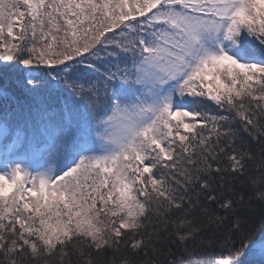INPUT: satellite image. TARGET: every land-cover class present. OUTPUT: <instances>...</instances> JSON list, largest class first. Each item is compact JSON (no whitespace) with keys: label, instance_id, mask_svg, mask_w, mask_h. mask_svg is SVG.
<instances>
[{"label":"snow or ice","instance_id":"6c2138e0","mask_svg":"<svg viewBox=\"0 0 264 264\" xmlns=\"http://www.w3.org/2000/svg\"><path fill=\"white\" fill-rule=\"evenodd\" d=\"M0 264H264V0H0Z\"/></svg>","mask_w":264,"mask_h":264},{"label":"trees","instance_id":"16d2710c","mask_svg":"<svg viewBox=\"0 0 264 264\" xmlns=\"http://www.w3.org/2000/svg\"><path fill=\"white\" fill-rule=\"evenodd\" d=\"M260 205L257 203L255 206H254V212H255V226L257 228L260 227V219H259V214H260Z\"/></svg>","mask_w":264,"mask_h":264}]
</instances>
